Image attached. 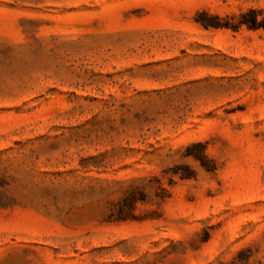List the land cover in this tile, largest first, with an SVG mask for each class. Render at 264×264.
<instances>
[{
    "label": "rangeland",
    "instance_id": "rangeland-1",
    "mask_svg": "<svg viewBox=\"0 0 264 264\" xmlns=\"http://www.w3.org/2000/svg\"><path fill=\"white\" fill-rule=\"evenodd\" d=\"M253 9L0 0V264H264Z\"/></svg>",
    "mask_w": 264,
    "mask_h": 264
},
{
    "label": "trees",
    "instance_id": "trees-1",
    "mask_svg": "<svg viewBox=\"0 0 264 264\" xmlns=\"http://www.w3.org/2000/svg\"><path fill=\"white\" fill-rule=\"evenodd\" d=\"M260 15H263L262 19H259ZM238 24L245 25L249 29H260V28L264 29V12L262 10L253 9V10H249L248 12L242 13L240 15V20ZM211 26H219V25H211Z\"/></svg>",
    "mask_w": 264,
    "mask_h": 264
}]
</instances>
